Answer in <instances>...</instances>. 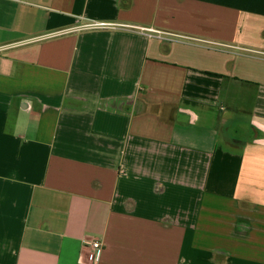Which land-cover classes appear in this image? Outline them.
<instances>
[{
	"label": "crops",
	"instance_id": "obj_1",
	"mask_svg": "<svg viewBox=\"0 0 264 264\" xmlns=\"http://www.w3.org/2000/svg\"><path fill=\"white\" fill-rule=\"evenodd\" d=\"M90 238L264 264V0H0V264Z\"/></svg>",
	"mask_w": 264,
	"mask_h": 264
},
{
	"label": "built area",
	"instance_id": "obj_2",
	"mask_svg": "<svg viewBox=\"0 0 264 264\" xmlns=\"http://www.w3.org/2000/svg\"><path fill=\"white\" fill-rule=\"evenodd\" d=\"M105 23H96V24H89L85 25L84 27H91V26H105ZM143 31H149L153 36L154 34L160 35L162 34L161 31L154 30V29H147V28H140ZM85 248L87 249L86 260L88 264H98L100 257L104 251V242L97 238H90L86 239L84 243Z\"/></svg>",
	"mask_w": 264,
	"mask_h": 264
}]
</instances>
